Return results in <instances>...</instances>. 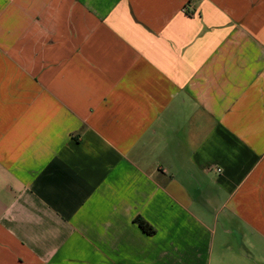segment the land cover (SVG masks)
Returning <instances> with one entry per match:
<instances>
[{"label":"crops","instance_id":"obj_1","mask_svg":"<svg viewBox=\"0 0 264 264\" xmlns=\"http://www.w3.org/2000/svg\"><path fill=\"white\" fill-rule=\"evenodd\" d=\"M0 264H264V0H0Z\"/></svg>","mask_w":264,"mask_h":264},{"label":"trees","instance_id":"obj_2","mask_svg":"<svg viewBox=\"0 0 264 264\" xmlns=\"http://www.w3.org/2000/svg\"><path fill=\"white\" fill-rule=\"evenodd\" d=\"M135 222L140 226V228L146 233L152 235L155 233V229L141 216L135 218Z\"/></svg>","mask_w":264,"mask_h":264}]
</instances>
